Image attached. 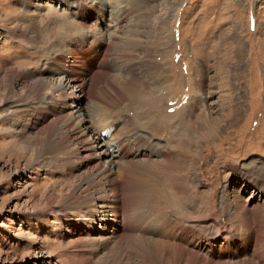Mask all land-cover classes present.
<instances>
[{"label":"rangeland","instance_id":"1","mask_svg":"<svg viewBox=\"0 0 264 264\" xmlns=\"http://www.w3.org/2000/svg\"><path fill=\"white\" fill-rule=\"evenodd\" d=\"M25 2L26 0H0V99L6 98L4 95L8 85L4 75L7 68L11 67L17 71L25 67L34 68L36 72L44 70L46 60L55 56L54 53L63 56L62 50L69 47V41L75 33L83 41L76 43V47L72 46L73 51L74 49L77 51L65 59L88 65L98 44L95 42L88 47V43L84 40L92 42L93 37L100 38L101 33H104L106 29L111 30L113 26L102 24L98 14H94V17L88 20V6L92 5L107 17L112 15L117 8L114 6L115 3L128 4L123 14L124 33L137 29L142 30L141 45L151 46L153 55L158 57V61L169 67V92L164 95L162 108L158 113L162 117V113L168 115V122L163 123L168 132L173 131L170 132L173 133L172 140L179 141L184 136L186 140L190 139L192 145L195 140L201 141L200 154L195 153L194 146L191 149H183L180 146L179 149L183 156L189 154L187 169L191 166V161L189 163L191 158L198 159L194 166L195 176L188 174V179H185L186 191L179 193L175 189H168L170 185H177L176 178L171 177L167 188L170 192L162 200H167L164 203L169 207H176L169 211L172 215L174 214V217L181 218L180 222L186 228L185 230L190 229L189 225L194 223L195 229L203 232L202 244L199 241V246L204 250L207 249L208 237L220 240L219 237L225 227L222 226L219 231L214 229L216 226L212 224L214 223L211 220L212 214L207 215L204 211H200L202 202L199 198L196 199L197 203L188 198L192 195L191 186L197 178L206 179L203 185H197L199 186L197 188L204 190L205 193L208 188L207 180L212 176L216 189L222 190L236 181L235 168H240V166L255 168V165L257 168L264 167V0H35L36 6L39 7L37 9L43 8L41 11L46 15L38 17L37 21L27 16L28 12L25 11V5H23ZM33 6H35L34 3L29 6L30 9ZM77 10H82V13ZM46 17L55 18L57 24L46 20ZM144 18H148L147 22L150 21L149 26H145ZM61 21L63 24L67 21L68 24L74 23L75 27L61 29L58 27ZM20 33L23 36H19ZM34 36H36L34 42L29 43L27 40ZM94 40L103 44L96 38ZM120 42V38L117 37L113 39L111 47L108 42L102 46L104 51L107 49L109 69L114 75L118 74L121 68L126 69V64L131 63V58L129 60L128 57L129 49L126 51L127 55L121 49ZM135 50L139 58L146 59L144 56L146 48ZM198 63L202 66L200 73L194 71ZM90 64V70L99 68L97 60ZM155 65L150 62L149 67L155 68ZM138 73L137 79L132 81L134 89L129 90V98L105 109L109 119L107 118L108 122L103 130L99 131L100 140L109 141L111 137L117 136L124 139L127 135L125 131L135 128L149 131L145 117L149 109L137 106L135 92H141L145 85L149 90L152 88L147 78L150 70L149 68L146 71L137 69ZM12 85L14 92L9 93L10 98H13L14 94L19 96L18 94L22 93L26 87L20 78L13 81ZM123 85H125L124 82ZM76 91L78 99L73 102L70 99V103L74 107H80L78 113L81 117L84 116L85 120L81 128H84L86 137L91 138L92 132L85 127L92 125L96 104L102 100L106 101L105 92L92 85H87L82 93L79 89ZM107 91L112 92L109 88ZM190 97L194 101L199 97L202 104L196 102L195 110L184 112L182 107ZM78 113L64 116L61 109L58 110L56 115L61 116L56 119L55 127L60 133L56 136H61V132L67 131L70 127V124L66 122V117H74L72 118L74 124ZM18 116L19 114L16 113L10 116L11 122L0 125V128L6 131L0 134V264H70L75 260L70 259L73 258L70 253L73 250L72 237L69 235L72 224L62 220L54 212H47L46 207L48 203L55 202L59 193L67 192L77 185L83 176L88 174L90 167L69 172L65 165L66 160L59 156L55 158L57 162L52 160L42 165V154L46 157L51 154V152L42 151L40 152L42 154L34 159L37 165L31 166L33 164L30 162L33 157V144L28 138L34 135L40 137L43 134L36 133L38 129L31 132L23 126L22 115ZM127 118H133L135 125L124 126ZM15 128L24 129L25 133H22L24 137L19 133L11 132ZM187 133H192L191 137H187ZM152 135H162L164 136L162 138L166 139L164 132H152ZM158 136H154V142L163 143L164 141L158 139ZM68 137L66 148L69 149L74 142V145L76 144L78 139L73 132L69 133ZM238 139L241 141L238 142ZM12 144L15 146H10ZM237 144L238 147L234 146ZM148 146L151 145L148 144ZM150 150L154 151L149 157L158 155L156 149L140 146H138L137 154L140 157H147L144 154L150 153ZM58 154L60 153L56 155ZM222 165L224 167L219 169L218 167ZM199 169L204 171L199 172ZM219 170H221L220 173ZM153 172L158 173V170ZM244 183V187L247 188L245 196L254 190L258 193L253 185H249L247 181ZM215 196L214 198L218 199L216 193ZM214 198H212L211 208L217 210L218 202L217 199L214 201ZM189 201L190 204H188ZM124 202L119 215L127 213V198H124ZM178 209L184 211L183 213L190 218L183 222L184 216L176 215ZM201 223L204 226L201 227ZM79 227L81 226L76 225L75 228L81 234L82 229ZM118 227L121 231L122 228L119 225ZM143 228L150 234L154 231L152 226ZM94 234H99V231L96 230L91 236ZM106 254L111 253L107 248H102L100 255L106 256Z\"/></svg>","mask_w":264,"mask_h":264},{"label":"bare ground","instance_id":"2","mask_svg":"<svg viewBox=\"0 0 264 264\" xmlns=\"http://www.w3.org/2000/svg\"><path fill=\"white\" fill-rule=\"evenodd\" d=\"M33 3L35 6L30 9L29 6L33 5ZM23 5H25V11L28 12L27 16L33 18L34 21H37L38 17L46 16L41 11L43 8L37 9L39 7L36 6L35 0H26ZM127 5H122L119 2L115 3L114 6L117 8L112 12V15L107 17L92 5L88 6V20L94 17V14H98L102 24L113 25L112 29L110 28L111 30L106 29L104 33H99L100 38L93 37L92 42L84 40V42L88 43V47L95 42L98 44L96 50L93 51V57L88 61V65L70 62L65 59L77 51L76 49L73 51L72 46L76 47V43L83 41L75 33L72 38L70 37L69 47L62 50L63 56L54 53L55 56H51L46 60V68L44 70H37L36 72V69L29 67L18 71L11 67L5 70L4 77L8 87L4 95L6 98L0 99V125H4L8 121L11 122L10 116L12 117L18 113V117L22 115L23 126L31 132L38 129L36 133L43 134L40 137L36 135L33 137L28 136L31 137L28 139L33 144V154L31 153L33 157L32 161L30 160L33 164L31 166L37 165V163H34V159L42 154L40 153L42 151L51 152L48 157L42 154V165H45V162L48 164L50 161L56 160V156H59L66 160L65 165L69 172L77 171L83 167H90L87 175H82L83 178L79 176L82 179L77 185L71 187L67 192L59 193L54 203H46L47 212H54L62 220L69 221L72 224L69 235L72 237L71 245L73 250L70 253L73 258L70 259L75 260L71 261L70 264H264V167L259 166L257 168L255 165V168H252L253 166H250V168H246L248 166L235 168L236 181L232 182L230 187L222 190L216 189L213 176L207 180L208 188L205 193L204 190H199L197 185H203L206 179L203 177L201 180L200 178L194 180L191 186L192 195L188 199L197 203L196 199L199 198V201L202 202L200 211H204L207 215L212 214L213 218L211 220L214 222L212 224L216 226L214 229L219 231L222 226L225 227V230L223 229L224 232L219 237L220 240L207 238L208 243H206L207 249L205 248V250L199 246V241L202 244L203 232L195 229L194 223L189 225L190 229L185 230L186 228L180 222L181 218L174 217V214L172 215L169 211L176 207H169V205L164 203L167 200H162L165 195L169 194L170 190L175 189L179 193L186 191L185 179H188V174L194 175V166L198 159L196 157L191 158L192 160L188 159L189 163L191 161V166L187 169L186 164L189 154L188 156H183L179 149L180 146L183 149H191L194 146L195 153L200 154L201 141L195 140L194 145H192L190 139L186 140L184 136L179 141L172 140L171 136H173V133L170 132L173 131L170 130L168 132L166 125L163 123L165 121L168 122V115L162 113V117L158 113L162 108L164 95L169 92V67L158 61V57L153 55L151 46L141 45L140 36L142 30L137 29L124 33L123 14L128 8H126ZM77 11L82 13V10ZM73 15L75 14L73 13ZM45 19L57 24L56 19L53 17H46ZM147 19L144 18L145 26L150 25L148 23L150 21L148 20L147 22ZM67 22L63 24L61 21V24L58 23V27L61 29L75 27L74 23L68 24ZM137 27H139L138 23ZM18 35L23 36L22 33ZM35 37L29 38L27 41L33 43ZM117 37L120 38L121 49L125 53L129 49L130 54H126L129 60L131 58V63H125L127 68H121L120 72L114 75L109 69L110 62L107 49L104 51L102 46H105L107 42L110 46L113 39ZM94 38L100 40L104 45L95 41ZM139 48H146V55H144L146 59L139 58L136 50L134 51V49L138 50ZM96 60L99 68L90 70V63H94ZM150 62L156 64L155 68L149 67ZM148 68L150 70L147 75L148 84L152 88L149 90L145 85L141 92L138 91L140 93L135 92V100L137 106L149 109L145 116L148 121L147 129L149 131L135 128L125 131L127 135L124 139L117 136L111 137L109 141L100 140L99 131L103 130L109 119L105 109L107 110L109 107L117 105L120 101L128 99L129 90L134 89L132 81L136 80L139 75V73L137 74V69L146 71ZM194 71L200 73L202 71L201 64L198 63ZM19 78L24 81L26 87H24L25 89L22 93L18 94L19 96L14 94V96L12 95L13 98H10L9 93L14 92L12 83ZM123 82L125 85H123ZM87 85L102 89L106 98V101L102 100L96 104L92 125L88 126L89 128L85 127V129H89V132H92L91 138L86 137L87 135L83 131L84 128H81L85 124H83L85 120L84 116L81 117L78 113L80 107H74L70 103V99H72L71 102L78 99L76 89H79L82 93ZM108 88L112 92L109 93L107 91ZM198 98L197 100L194 98V101L190 97L182 107V110L184 112L186 110H195L197 108L196 102H199L200 105L202 104L201 99ZM9 99L12 100L9 101ZM206 107L208 109V106ZM60 109L64 116H70V114H76V112L78 115L77 117L74 115L76 117L74 124L72 122L74 117H66V122L70 124V127L68 130L66 129L67 131L61 132V136H56V134L60 133L58 128L55 127L56 119L61 116L56 115ZM145 110L143 111L145 112ZM53 111L57 112L54 113ZM131 116L133 115L131 114ZM31 122L33 123L31 124ZM134 122L133 118H127L124 121V126H131ZM4 130L0 128V134L5 133L6 131L4 132ZM23 130L22 128H15L11 132L19 133L24 137L22 133L25 132ZM71 132L76 135L78 141L75 145L74 142L73 146L68 149L66 148L68 145L67 140ZM152 132H164L166 139H163L164 136L162 135H152ZM187 135V137H191L192 133H187ZM154 136H158V139H162V142H164L155 143ZM169 139L170 142L168 143ZM239 141L241 139H238ZM183 142L185 143L182 144ZM148 144L151 146H148ZM10 146L15 145L12 144ZM138 146L154 148L157 150L158 155L149 157L154 151L150 150V153L144 154L147 157H140L137 154ZM234 146L238 147L239 145ZM56 148L60 150L56 151ZM57 153L60 154L56 155ZM222 167L224 166L222 165L218 168ZM156 170H158V173L153 172ZM198 171L202 172L204 170L199 169ZM207 172L210 173L209 171ZM220 172L221 170H219ZM171 177L176 178V186L170 185L169 179ZM244 181H247L249 185H253L258 190V193L254 190L245 196L247 188H245L246 186L244 187ZM240 183L242 184L240 185ZM168 185H170V188H168ZM167 188L170 190L168 191ZM215 193L218 199L214 198L216 197ZM124 198H127V213L119 215ZM212 198H214V201L217 199V210L211 208ZM188 204H190V201ZM181 209L176 210V215L184 216L182 220L185 222L190 216L184 214ZM220 217H222L221 220ZM76 225L81 226L79 227L82 229L81 234L77 232ZM118 225L122 228L121 231ZM144 226L147 228L152 226L154 228V231L152 230L153 233H148L143 228ZM202 226L204 225L201 223ZM96 230L99 231V234L91 236ZM74 246L78 247L75 248ZM102 248H107L111 254L101 256L100 251Z\"/></svg>","mask_w":264,"mask_h":264}]
</instances>
